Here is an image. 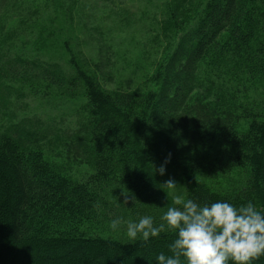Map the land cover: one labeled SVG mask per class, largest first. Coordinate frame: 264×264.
<instances>
[{"label":"trees","instance_id":"trees-1","mask_svg":"<svg viewBox=\"0 0 264 264\" xmlns=\"http://www.w3.org/2000/svg\"><path fill=\"white\" fill-rule=\"evenodd\" d=\"M263 1L208 0L201 7L199 0H170L166 23L177 40L151 65L145 82L153 88L141 92L104 88L74 57L68 70L21 57L0 65L2 99L18 78H39L69 97L86 96V114L69 142L90 169L76 179L48 162L41 143L49 128L37 130L40 120L0 132V264H155L156 254H169L173 233L143 243L86 228L117 216L151 215L159 222L173 195L199 204L251 201L264 210V100L246 130L236 132L235 100L206 71L227 63L226 70L237 69L235 78L264 76ZM162 164V178L174 180L175 190L164 185ZM226 164L243 171L242 186L223 191L203 181L204 172ZM252 264H264V255Z\"/></svg>","mask_w":264,"mask_h":264},{"label":"rangeland","instance_id":"rangeland-1","mask_svg":"<svg viewBox=\"0 0 264 264\" xmlns=\"http://www.w3.org/2000/svg\"><path fill=\"white\" fill-rule=\"evenodd\" d=\"M207 1L199 0L200 6ZM169 2L0 0V65L3 66L8 57H21L41 64L60 63L68 70L74 57L80 67L99 77L104 88L120 92L152 89L153 83L145 82L151 65L162 54L168 56L173 51L178 36L176 29L166 23ZM226 67L227 63L206 71L215 73L214 79H209L233 96L236 103L231 111L234 129L241 133L252 120L251 116L261 110L264 76L235 78L237 69L229 66L226 70ZM2 82L9 83L8 80ZM11 83L14 88L10 89L11 94L0 98V132L22 120H40L43 125L37 130L49 128L45 133L47 138L41 143L45 159L63 166L76 179H83L90 169L81 164L69 139L79 118L86 114V96L79 93L69 97L39 78H18ZM214 90L216 92L217 88ZM201 177L211 188L228 191L242 186L244 173L239 169L231 170L226 164L218 172H204ZM162 181L165 183L163 178ZM99 220L103 221L91 222L86 231L128 240L123 225L112 231L107 226L111 219Z\"/></svg>","mask_w":264,"mask_h":264},{"label":"clouds","instance_id":"clouds-1","mask_svg":"<svg viewBox=\"0 0 264 264\" xmlns=\"http://www.w3.org/2000/svg\"><path fill=\"white\" fill-rule=\"evenodd\" d=\"M164 171L162 164L158 172L163 175ZM164 185L175 190L177 183L169 179ZM158 221L151 215L127 221L117 216L107 226L117 231L123 225L131 242L146 243L162 232L173 233L169 254H156L155 264H252L264 255V210L257 209L251 201L239 206L223 200L199 204L173 195L172 206Z\"/></svg>","mask_w":264,"mask_h":264}]
</instances>
